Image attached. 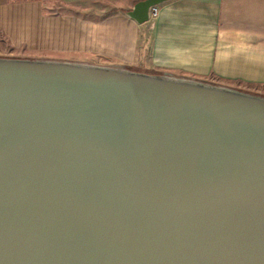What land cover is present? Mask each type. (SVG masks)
<instances>
[{"label": "water", "instance_id": "95a60500", "mask_svg": "<svg viewBox=\"0 0 264 264\" xmlns=\"http://www.w3.org/2000/svg\"><path fill=\"white\" fill-rule=\"evenodd\" d=\"M0 264H264V96L0 57Z\"/></svg>", "mask_w": 264, "mask_h": 264}, {"label": "crops", "instance_id": "0c3cea01", "mask_svg": "<svg viewBox=\"0 0 264 264\" xmlns=\"http://www.w3.org/2000/svg\"><path fill=\"white\" fill-rule=\"evenodd\" d=\"M138 1L0 0V57L137 67L147 53L156 66L264 96V0H163L149 24L129 13ZM93 3L112 7L91 17Z\"/></svg>", "mask_w": 264, "mask_h": 264}, {"label": "rangeland", "instance_id": "374dc122", "mask_svg": "<svg viewBox=\"0 0 264 264\" xmlns=\"http://www.w3.org/2000/svg\"><path fill=\"white\" fill-rule=\"evenodd\" d=\"M92 7H90L92 9V12H90L91 14L88 15V16H91V17H95L96 15H100V11H96L95 9L97 8V6H100L102 8H105V9H108L110 7H112L111 4L109 3H93L91 4ZM55 8L58 10L59 8L55 5ZM61 9L60 10H78V7H71V6H65L63 4H61ZM79 8H82L79 6ZM88 13V12H86ZM148 37V34L145 35V38L147 39ZM143 59H141V62L140 64H138L137 67L135 66H129V65H123L124 68L126 69H130V70H134V71H140V72H146V73H150V72H155L156 74H167V75H170V76H173V77H180V78H187V79H194V80H198V81H203V82H208V83H211V84H215V85H219V86H224V87H229V88H235V89H238L236 87H234V84L233 83H230L228 81H219L218 78H213L211 77H200V76H197V75H194L193 73H188L186 71H170V70H167L165 69V67L163 66H159V65H154L152 64L148 59V54L146 53L143 57ZM73 62V61H72ZM86 62V61H85ZM85 62H80V63H85ZM86 64H94V63H90L87 61ZM96 65H111L109 63H101V64H96ZM204 78V79H203ZM238 90H242V91H246V92H249L245 89H238ZM255 94V93H254Z\"/></svg>", "mask_w": 264, "mask_h": 264}, {"label": "built area", "instance_id": "2783aa9c", "mask_svg": "<svg viewBox=\"0 0 264 264\" xmlns=\"http://www.w3.org/2000/svg\"><path fill=\"white\" fill-rule=\"evenodd\" d=\"M147 15H148V18L143 23L149 24L158 15V7H157V4H154V5L149 6Z\"/></svg>", "mask_w": 264, "mask_h": 264}, {"label": "trees", "instance_id": "16d2710c", "mask_svg": "<svg viewBox=\"0 0 264 264\" xmlns=\"http://www.w3.org/2000/svg\"><path fill=\"white\" fill-rule=\"evenodd\" d=\"M150 73H152V74H156V73H155V72H153V71H152V72H150Z\"/></svg>", "mask_w": 264, "mask_h": 264}]
</instances>
